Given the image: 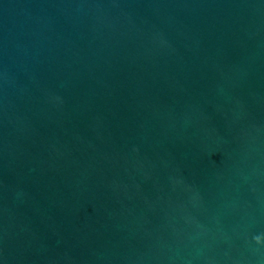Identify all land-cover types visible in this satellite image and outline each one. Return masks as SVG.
Wrapping results in <instances>:
<instances>
[{
	"label": "water",
	"instance_id": "water-1",
	"mask_svg": "<svg viewBox=\"0 0 264 264\" xmlns=\"http://www.w3.org/2000/svg\"><path fill=\"white\" fill-rule=\"evenodd\" d=\"M0 264H264V0H0Z\"/></svg>",
	"mask_w": 264,
	"mask_h": 264
},
{
	"label": "clouds",
	"instance_id": "clouds-1",
	"mask_svg": "<svg viewBox=\"0 0 264 264\" xmlns=\"http://www.w3.org/2000/svg\"><path fill=\"white\" fill-rule=\"evenodd\" d=\"M255 240H256V242L259 244V243L262 242V237H260V236H256V237H255Z\"/></svg>",
	"mask_w": 264,
	"mask_h": 264
}]
</instances>
